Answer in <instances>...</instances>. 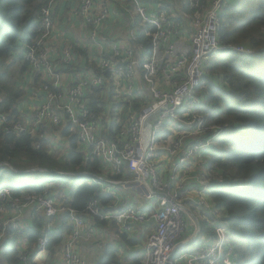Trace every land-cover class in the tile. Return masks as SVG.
Listing matches in <instances>:
<instances>
[{
    "label": "built area",
    "instance_id": "obj_1",
    "mask_svg": "<svg viewBox=\"0 0 264 264\" xmlns=\"http://www.w3.org/2000/svg\"><path fill=\"white\" fill-rule=\"evenodd\" d=\"M58 1L76 3V14L88 25V40L97 46L99 54V72L79 73L66 89L61 88L62 73L57 72V65L50 58L49 41L55 29ZM113 1L50 0L41 8L39 36L26 46L24 61L32 74L43 76V99L37 103L33 118L9 123L7 116L0 114V123L5 124L6 133L14 134L36 135L44 128L40 138H47L50 126L70 125L75 129L85 157H97L105 170L117 177L105 180L106 183L132 189L148 202L146 208L126 204L115 212H104L93 199L86 207V214L114 221L121 232L129 233L134 225L150 227L142 264H234L227 216L219 214L210 196L215 179L207 156V151L213 153L225 129L212 123L201 110L200 91L206 64L211 59L228 48L244 51L243 46L220 42L218 30L227 0H187L189 12L177 0H170L174 5L168 8L153 0H124L140 15L142 25L128 31V42H100L99 33L111 16ZM148 26L155 27L147 33L151 44H141L138 30ZM61 62L73 63L70 47L62 50ZM115 78L123 90L120 88L113 98ZM100 86L106 87L104 97L112 104L139 100L137 110L125 103L123 108L114 109L115 117L109 122L120 125L118 139L102 135L104 114H96L87 106V96ZM165 160L171 161L168 166L164 165ZM12 191L8 185L0 187V214L34 206L49 217L66 213L72 223L62 263L48 264H87L76 251L85 220L75 209L57 203L48 192L13 196ZM192 207L201 210L205 217L216 219L213 241L201 238L198 227L179 244L188 229L185 213L192 214L193 223L198 219ZM2 224V233L8 225L18 228L13 218L3 219ZM47 241L46 236L39 238L37 255L48 254ZM34 258L24 253L19 264H36Z\"/></svg>",
    "mask_w": 264,
    "mask_h": 264
},
{
    "label": "trees",
    "instance_id": "obj_2",
    "mask_svg": "<svg viewBox=\"0 0 264 264\" xmlns=\"http://www.w3.org/2000/svg\"><path fill=\"white\" fill-rule=\"evenodd\" d=\"M49 1L0 0V114L6 115L9 123L23 120L20 105L28 97L30 87L27 82L32 80L30 84L40 86L43 83L40 75L35 76L29 71L24 57L26 46L39 36L41 8ZM177 1L189 12L187 0ZM158 2L165 8L174 5L169 0ZM154 30V26L140 28L139 42L150 45L152 38L147 33ZM218 35L222 44L243 46L244 51L228 48L220 52L206 64L202 78L201 110L212 123L225 129L212 150L209 169L215 185L210 196L218 211L227 216L234 264H264V0H227L221 13ZM57 63L59 73L79 71L75 63L64 64L61 58ZM105 88L94 87L87 96V106L96 114H104L102 135L118 139L121 127L109 120L115 117L114 109L123 108L125 102L112 104L109 98L104 97ZM125 105L137 110L140 103L135 100ZM4 128L5 124L0 123V187L15 173L14 170L25 169L26 165H29L27 170L47 169L48 174L54 177L48 178V182L61 180L59 177L67 174L86 175L85 178L89 176L91 181L81 182L70 193V198L60 194L66 206L75 209L79 215H85L88 202L96 199L104 212L110 211L116 196L106 192L103 186L105 179L117 177L110 172L105 173L103 163L97 157H85L78 134L70 125L63 129L69 147L62 159L51 155L48 138H40L44 128L36 135L6 133ZM36 144H39L38 148ZM32 172L36 171L28 173ZM34 178L42 179L38 172ZM12 188L13 196L49 193L47 184L43 182ZM63 189L69 190L67 184ZM92 217L97 223L103 222L99 217ZM54 218L36 216L31 226H19L17 229L8 225L5 235L11 243L4 251L6 264H19L21 255L25 253L19 248L20 240L36 246L39 238L44 236L48 238V255L53 258L72 232L66 213L62 214L60 229L50 230L48 223ZM201 233L213 236L216 230L201 222ZM118 235L127 246L139 244L127 232L118 231ZM125 261L142 264L138 256ZM120 263V249L111 244L105 247L97 264Z\"/></svg>",
    "mask_w": 264,
    "mask_h": 264
},
{
    "label": "crops",
    "instance_id": "obj_3",
    "mask_svg": "<svg viewBox=\"0 0 264 264\" xmlns=\"http://www.w3.org/2000/svg\"><path fill=\"white\" fill-rule=\"evenodd\" d=\"M158 1H162V0H157V1L155 0L154 3L157 4ZM76 7L77 6L75 2L63 3V1H58L57 3H55V29L49 41L50 58L57 65L58 64L57 60L61 58L62 50L65 47H70L73 51V63H75V65H78L79 67V71L76 73L61 74V82H62L61 88L63 89H66L71 82H73L77 77H79L78 75L81 72L87 75H92L94 73L99 72V66L96 61L99 55L97 46L88 40L89 27L87 24L83 22L82 18L76 14ZM111 8H112V12L110 18L103 25V27H101V31L99 33V41L104 42L106 40L115 39L117 41L128 42V37H127L128 31L133 28L140 27V26L136 27V23L141 22L140 20L141 17L133 7L132 8L129 6L127 7L124 3V0L113 1L111 4ZM127 20L129 22H127ZM130 22L133 26L129 28L128 26L130 25ZM76 47L81 51L76 49ZM40 79L43 80L42 75H40ZM38 95H41V99L37 97ZM42 99H43V94L41 93V86L39 92L36 93L32 91V88H29L28 97L25 99L26 103H24L25 102L24 100L20 105L21 106L20 109L23 113V117H22L23 120L24 119L28 120L30 118H33L34 111L37 108V103L40 100L42 101ZM51 135H55L57 140H62L61 139L62 137L64 138L63 140L66 143L65 148H67L66 149L67 152L69 147L68 146L69 141H68V137L63 135V127L50 126V128L47 129V138L49 139V136ZM170 162H171L170 160H165L164 165L168 166ZM106 172L108 171L105 170V173ZM114 186L116 187L118 185L106 183L103 186L106 192L112 193L116 196V200L111 204V208L109 212H115L121 209L126 204H133L127 201V197L125 196V194H122V192L121 195L118 194L119 191H116ZM50 195L51 197H54L57 203L62 204L60 202L61 200L59 196L55 197V195L51 193ZM133 205L136 206V204ZM137 207L142 208L141 205H137ZM192 209H196V208L192 207ZM193 213L195 214V211H193ZM219 214H223V213L219 212ZM85 215H87L86 219H84L86 220L85 227L82 236L80 238V242L76 246V251L82 258L86 260L87 264H97L99 259L102 257V253L99 254L98 249L104 250L106 246L113 244V242L115 241L118 242V247L120 249V257H121L120 264H129L128 261L125 260L127 259L129 260L137 256L140 257V254L142 256L141 259L143 263L146 241L143 243L142 239H140L142 235L139 233V229H141L142 226L134 225L129 232V236L131 238L136 239L139 242V244L137 246H127L124 242H122L120 236L118 235V231H121L120 229L121 227L119 226V224H116L114 221L109 219L102 220L103 222L97 223L94 220L95 218H93L88 214ZM85 215H83V218ZM36 216L49 217L46 215L43 209H38L34 206L20 210V212H16L14 210H8L6 213L0 214V227L2 229L3 227L2 220L5 219L6 221L7 218H13V221L18 224V227L31 226ZM55 217L56 218H54L53 221H50L48 223V228L50 230L52 229L59 230L61 227L60 221L62 214ZM188 217L192 222V233H194V229L197 231V228L200 227V234H202L201 221L199 217L197 216L198 219L195 220L194 223L193 220L191 219L192 214ZM203 220H206L208 222V225L211 228L215 229L216 219H210L208 217H205L204 215ZM69 223L72 226L70 220ZM108 226H110V230ZM202 237L207 239L208 241L210 240L213 241L212 238L214 237V235L205 236L202 234ZM2 238L3 240L6 238L5 230L4 233H2V231L0 233V239ZM10 243L11 241H9V245ZM19 243H20L19 248L22 251H24L25 254H28L29 257H32V255H34L35 253H38L37 245L31 246L26 240L24 241V239L20 240ZM141 243L143 246L141 245ZM64 245L65 243L57 249L53 258H51L48 254L36 255L34 258L36 264H48L53 261L62 263Z\"/></svg>",
    "mask_w": 264,
    "mask_h": 264
},
{
    "label": "rangeland",
    "instance_id": "obj_4",
    "mask_svg": "<svg viewBox=\"0 0 264 264\" xmlns=\"http://www.w3.org/2000/svg\"><path fill=\"white\" fill-rule=\"evenodd\" d=\"M171 1H173V0H171ZM127 22H129V21L127 20ZM140 25H142V24L139 23V22L136 23V27H138ZM131 26H133V25L130 22V25L128 27L130 28ZM135 29H137V28H135ZM30 81H32V80H30ZM30 81H28L27 84H28V86L30 88H32V91L34 93L39 92L40 85H35L34 83L30 84ZM113 84L115 86V89L112 90V94L114 95L113 98H116V94L120 93L119 89L121 88V90H123V85H122V83H120V81L117 78L114 79V83ZM37 97L39 99H41V95H38ZM24 103H26V100H25ZM115 112L116 111H114V113ZM24 120L26 121V119H24ZM151 120H152V118H150L148 120V122H147L148 130H150V128H151L150 127ZM49 139H50V142H51L50 153L53 156H57L59 159H62L64 157V155L66 153V149H67V148H65V144L66 143L63 140L64 138L62 137L61 138L62 140H57L55 135H51V136H49ZM212 154L213 153H210L209 151H207V156L210 157V159H211ZM198 159H200V157ZM210 159H209V161H210ZM196 166L198 168L199 165H196ZM25 167H26L25 169H21L20 171L14 170L15 173L10 178H7L4 181L5 185L13 187V186L21 185V184H31V183L43 182L44 184H47L48 190L50 191L51 194H54L55 197H57V196L60 197V200H61L60 202L62 204H65V201H63V199L61 198V196H60L61 193L65 194L66 197H70V193L74 189H76V187L81 182H83L84 180H87L89 182L91 181V178L89 176H87V178H85L86 175L84 176V175H81V174L80 175H78V174H67L65 176L59 177V178H61V180H53L52 182H48V178H50V177L54 178V177L52 176L53 174H48L49 171L47 169L39 168L38 170H35V169L27 170V168H29V165H26ZM31 171H36V172L28 173V172H31ZM37 172L40 173V175L42 177V179H40L39 181L35 180V178H34V176L37 175ZM25 173H27L26 176H24ZM64 184H67V188L69 189L68 191L63 189ZM120 188L118 186H116L115 190L119 191L118 194H120V195H121V192H122V194H125V196L127 197V201L128 202L136 204V206L137 205H141L142 208H146L148 206V202L145 201L138 192H136V191H134L132 189H120ZM193 210L195 211V214L199 217V219H200V221L202 222L203 225L208 224V222L202 221L203 218H204V213H201V210H196V209H193ZM81 216L83 217V215H81ZM86 217H87V215L84 216V219H86ZM185 218H186V221H187V224H188V229L186 230V232L183 234V236L179 240V244H182L185 240H187V237L190 234H192V222L189 219V217L186 215V213H185ZM84 227L81 229V236H82V233L84 231ZM108 228L110 230V226H108ZM150 232H151V229L148 226H145V227L139 229V233L142 235L140 239H142L143 243L147 240V235ZM81 236L78 238L77 245L80 242ZM3 238L0 239V243H1L0 244V264H6L4 251L9 246V241H10V239L7 238V237L4 240H3ZM201 238H202V236H201ZM68 239H69V237L67 238V240ZM66 241H65V243H66ZM203 241H205V240H203ZM113 244L118 246V242L117 241L113 242ZM141 245H142V243H141ZM98 251H99V254L102 253V255H103L104 250L98 249ZM141 257L142 256L140 254V258Z\"/></svg>",
    "mask_w": 264,
    "mask_h": 264
}]
</instances>
